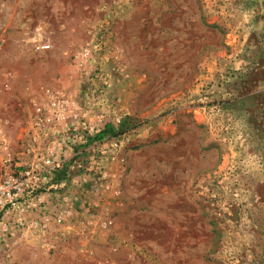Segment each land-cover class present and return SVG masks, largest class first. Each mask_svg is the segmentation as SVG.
Returning a JSON list of instances; mask_svg holds the SVG:
<instances>
[{
	"label": "rangeland",
	"instance_id": "rangeland-1",
	"mask_svg": "<svg viewBox=\"0 0 264 264\" xmlns=\"http://www.w3.org/2000/svg\"><path fill=\"white\" fill-rule=\"evenodd\" d=\"M49 84L101 131L62 185L70 225L13 235L0 264H264V0H0L9 155Z\"/></svg>",
	"mask_w": 264,
	"mask_h": 264
},
{
	"label": "built area",
	"instance_id": "built-area-1",
	"mask_svg": "<svg viewBox=\"0 0 264 264\" xmlns=\"http://www.w3.org/2000/svg\"><path fill=\"white\" fill-rule=\"evenodd\" d=\"M108 35L83 49L81 58L86 64H94L103 46L109 48ZM32 48L37 52L48 51L51 43L34 39ZM70 96L51 84L40 87L24 121L23 129L29 139L14 155H9L10 147L2 133L4 127L0 126V145L7 144L2 145L7 153L0 162L8 168L0 170V243L14 234L50 233L70 225V219L75 216L72 195L62 185L72 176L73 167H82V154L91 142L97 143L101 127L95 122L76 125L75 102ZM42 134L44 144L38 145L36 139ZM23 150V154L33 155L37 161L20 157ZM82 175L90 174L83 172ZM84 215L88 226L97 221L93 204L87 206ZM106 222L110 221L104 220Z\"/></svg>",
	"mask_w": 264,
	"mask_h": 264
},
{
	"label": "crops",
	"instance_id": "crops-1",
	"mask_svg": "<svg viewBox=\"0 0 264 264\" xmlns=\"http://www.w3.org/2000/svg\"><path fill=\"white\" fill-rule=\"evenodd\" d=\"M60 90L61 91H63L64 93H66V94H70V90H67V89H63V87L61 86V88H60ZM15 117L16 116H13V115H9V114H0V126L1 127H4V130L2 131V133H6V135H7V137H6V140H7V142H8V144L10 145V144H12V142L14 141V137H12V135H11V133H13L15 130H14V126H16V125H18L19 124V122H17V121H15L16 119H15ZM27 118V115L25 114V117H24V120ZM15 119V120H14ZM23 135H24V140H23V144H21L22 146H24L25 145V141L26 140H28V139H26L27 138V136H28V133L27 132H24L23 133ZM13 140V141H12ZM2 145H7V144H5V143H3ZM2 145H0V147L1 148H3V146ZM21 149H23L22 147H21ZM24 153V150L23 151H21L19 154H20V157H24V158H26V159H32V161L33 162H35V161H37V159L36 158H34L33 157V155L32 156H28V155H26V154H23ZM28 156V157H27ZM82 186H83V183L81 182L80 183ZM80 184H79V186L78 187H80ZM77 187V186H76ZM77 187V188H78ZM76 188V189H77ZM61 229V227H58L57 228V230H53L52 231V233L51 234H54V233H58V230H60ZM50 234V235H51ZM15 235V234H14ZM21 235V234H20ZM30 236L31 234H26V235H24V236ZM32 236V235H31ZM47 236V235H46ZM13 237V236H12ZM10 238V239H8L7 240V242H9V241H11L13 238ZM15 237H18V235H15ZM20 237V236H19Z\"/></svg>",
	"mask_w": 264,
	"mask_h": 264
}]
</instances>
